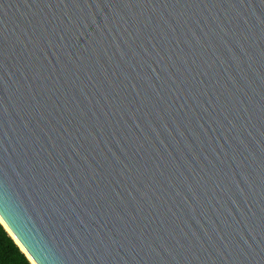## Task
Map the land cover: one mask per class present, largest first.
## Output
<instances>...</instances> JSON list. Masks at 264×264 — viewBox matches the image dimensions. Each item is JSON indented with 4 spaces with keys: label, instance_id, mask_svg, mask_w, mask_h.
<instances>
[{
    "label": "water",
    "instance_id": "1",
    "mask_svg": "<svg viewBox=\"0 0 264 264\" xmlns=\"http://www.w3.org/2000/svg\"><path fill=\"white\" fill-rule=\"evenodd\" d=\"M0 224L31 264H264V0H0Z\"/></svg>",
    "mask_w": 264,
    "mask_h": 264
},
{
    "label": "trees",
    "instance_id": "2",
    "mask_svg": "<svg viewBox=\"0 0 264 264\" xmlns=\"http://www.w3.org/2000/svg\"><path fill=\"white\" fill-rule=\"evenodd\" d=\"M0 264H31L1 224Z\"/></svg>",
    "mask_w": 264,
    "mask_h": 264
}]
</instances>
